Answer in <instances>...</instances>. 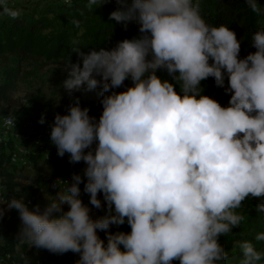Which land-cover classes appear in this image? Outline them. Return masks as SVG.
<instances>
[{
    "label": "trees",
    "instance_id": "trees-1",
    "mask_svg": "<svg viewBox=\"0 0 264 264\" xmlns=\"http://www.w3.org/2000/svg\"><path fill=\"white\" fill-rule=\"evenodd\" d=\"M143 1L45 0L0 14V116L18 113L11 95L21 71L10 62L19 67L31 61L38 70L54 64L75 70L76 86L88 91L83 96L95 111L109 108L120 99V88L131 86L164 103L173 120L183 118L176 107L193 100L215 118L236 122L242 131L231 130L232 151L211 157V149L203 148L198 170L164 160L157 169L158 152L134 151L129 144L122 159L131 162L134 182L115 195L111 213L118 232L139 225L142 236L94 264H145L144 258L147 264H264V0H151L142 11ZM195 69L202 74L188 84L172 79ZM58 122H52L55 139L47 154L52 178L60 175L66 154L88 156L87 124L66 149L57 139L67 124L58 131ZM13 153L10 141H0V184L10 192L14 211L29 219V208L21 204L45 194L63 221L74 220L84 178L70 199L55 198L43 177L37 187L16 191L25 176L12 163ZM224 205L240 212L239 218L208 224ZM188 226L198 234V253L190 251ZM2 239L0 264H26L27 245L18 236Z\"/></svg>",
    "mask_w": 264,
    "mask_h": 264
},
{
    "label": "rangeland",
    "instance_id": "rangeland-1",
    "mask_svg": "<svg viewBox=\"0 0 264 264\" xmlns=\"http://www.w3.org/2000/svg\"><path fill=\"white\" fill-rule=\"evenodd\" d=\"M44 1L0 0V14L20 13L40 6ZM150 1L144 0L141 3L142 11L148 9ZM10 65L21 71L16 91L11 95L18 113L10 111L7 116H0V141L12 143L16 156L12 163L25 176V179L17 180L19 186L16 191L22 186L37 187L41 177L46 180L52 178L47 154L48 147L55 139L52 124L54 120H59L58 131L62 123L67 124V129L57 139L59 146L66 149L74 146L80 126L87 124L88 128V156L79 155L75 158L72 155L73 162L67 170L72 177L84 178L83 187L88 200L83 197L73 221L60 220L61 217L50 209L51 205L46 204L49 196L44 194L39 199L21 204L24 208H29L30 218L27 220L30 223L26 225L24 219L14 211L10 192L0 184V243L4 236H18L20 242L26 245V241L29 244L36 241L38 248L32 254L35 255L33 264H41V259L46 260L45 264H70L72 257L77 255L79 264L102 262L112 248H124L120 243L121 236H142L139 225L129 226L126 233L114 229V217L105 202L108 194L118 195L123 190H129L130 183L134 182L131 162L122 159L129 144L134 151L158 152L157 169L163 166L164 160L178 166L188 162L193 170H198L202 165L200 156L203 148L211 149V157L220 154L222 150L232 151L236 141L231 137V130L239 127V131H242V127L236 122L215 118L212 110L199 106L193 100L180 103L175 111L181 112L183 118L173 120L167 114L164 103L145 99L131 86L121 87L120 99L109 108L95 111L92 109L94 106L83 96L88 91L76 86L78 74L75 70L58 64L38 70L37 65L31 61H23L19 67H16L15 62H10ZM4 68L0 65V85L5 80ZM200 74L202 72L198 69L181 71L173 74L172 79L188 84ZM7 119L13 121L14 127L7 129L4 126ZM47 131L49 133L46 136ZM149 138L153 139L154 145L149 144ZM197 150L201 151L196 152ZM19 155L26 160L18 159ZM90 159L97 162L92 170L85 165ZM103 172L109 176L108 179H103ZM62 173L58 166L57 174ZM166 179L167 183L176 181L171 177ZM107 180L109 182L105 187ZM155 186L158 187L154 184V190ZM54 194L58 199H70L76 195L65 197L56 192ZM234 196H239L238 190ZM100 203L104 209H101ZM229 203L230 200L227 205ZM227 205L217 210L207 223L235 222L240 212ZM187 232L191 242L190 251L198 253V234L189 226ZM53 238L56 250L46 244ZM143 262L147 264L150 261L144 258Z\"/></svg>",
    "mask_w": 264,
    "mask_h": 264
},
{
    "label": "built area",
    "instance_id": "built-area-1",
    "mask_svg": "<svg viewBox=\"0 0 264 264\" xmlns=\"http://www.w3.org/2000/svg\"><path fill=\"white\" fill-rule=\"evenodd\" d=\"M75 122H69V124H73ZM14 125L15 124H13L12 127H14ZM6 128L10 129V127H6ZM45 135L47 136V132H45ZM21 148H25V147H21ZM14 157H15V154L13 153V158H12L13 161H15ZM68 167H69V165H61V169H62L63 173L58 175V176H56V177H54V178H52V179H50V181H49V183H52L54 186L62 187L64 190H66V192H68V186L80 185V180H81V178L79 179V178L74 177V176L72 177L67 171ZM89 168H91V170H92L93 169V164H90ZM83 186H84V184H83ZM154 188H155L156 191H158V188L156 186ZM84 199L86 201H88L87 200V195L85 193V190H84ZM95 206H97V205H95ZM138 239L139 238H138L137 235L123 237L122 239H120V241H121L120 243H121V245L124 248H128V247L132 246L133 242H135ZM45 263H46V260L41 259V264H45ZM70 264H79L78 255L76 257H72V262Z\"/></svg>",
    "mask_w": 264,
    "mask_h": 264
},
{
    "label": "bare ground",
    "instance_id": "bare-ground-1",
    "mask_svg": "<svg viewBox=\"0 0 264 264\" xmlns=\"http://www.w3.org/2000/svg\"><path fill=\"white\" fill-rule=\"evenodd\" d=\"M12 125H13V121L11 119L5 120V122H4L5 127H11ZM47 133H49V131H47ZM72 162H73L72 155L71 154L65 155V157L64 158L62 157V160L60 161V168H61V165H69ZM90 164H93V168H94V166L97 165V162H94L93 159H90L87 162V164H85V165H87V167L89 168ZM48 189L51 192H54V193L56 192L61 196L70 197V196H73V195L78 193L79 185L68 186V192H66V190H64L62 187L54 186L52 183H49ZM96 215H98V214H96ZM121 237L123 238V237H127V236H121ZM54 264H56V263H54Z\"/></svg>",
    "mask_w": 264,
    "mask_h": 264
},
{
    "label": "crops",
    "instance_id": "crops-1",
    "mask_svg": "<svg viewBox=\"0 0 264 264\" xmlns=\"http://www.w3.org/2000/svg\"><path fill=\"white\" fill-rule=\"evenodd\" d=\"M19 157L20 158H18V159H20V160H22V158H24V160H26L25 159V157L24 156H22V155H19ZM15 159H16V156L14 157ZM25 162V161H24ZM23 162V163H24ZM23 163H21L22 164V166H23ZM14 164V163H13ZM15 165V164H14ZM16 166V165H15ZM59 168H60V162H59ZM17 167V166H16ZM18 168V167H17ZM51 169H52V167H51ZM52 174V173H51ZM107 189H110V188H107ZM113 190V188H111V191ZM109 196H108V198H107V196H105L107 199L105 200V202L107 203L106 205L108 206V208L109 209H111L112 208V205H113V203H114V199H115V193H111V194H108ZM54 197L55 198H58V196L57 195H54ZM49 200H50V197H49ZM48 200V201H49ZM30 200H28V201H24V203L25 202H29ZM103 206V204L102 203H100V207H101V209H104V207H102ZM21 217V216H20ZM22 218V217H21ZM23 219V218H22ZM60 220H62V219H60ZM66 221H69V220H66ZM73 221V220H72ZM23 222L26 224V225H29V223L30 222H25L24 220H23ZM30 229V228H29ZM31 230V229H30ZM33 230V229H32ZM32 234V233H31ZM54 240H55V238H53L52 240H51V242H49V243H46L47 245H50V246H52L53 248H54V244H53V242H54ZM39 242V241H38ZM37 242V243H38ZM26 243H27V247H28V255L26 256V263L27 264H33V262H34V260H35V255H32V254H34V252L36 251V249L38 248L37 247V244H36V241L35 242H33V244L32 245H34V246H32L31 244H29V242H27L26 241ZM39 246V245H38ZM40 247V246H39ZM41 248V247H40ZM53 250V249H52ZM54 250H56L55 248H54ZM50 252V251H49ZM56 257H58L57 255H56ZM64 264V263H63Z\"/></svg>",
    "mask_w": 264,
    "mask_h": 264
}]
</instances>
